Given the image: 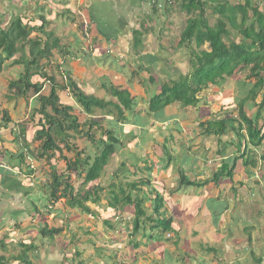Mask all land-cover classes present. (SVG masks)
<instances>
[{
	"label": "crops",
	"instance_id": "crops-1",
	"mask_svg": "<svg viewBox=\"0 0 264 264\" xmlns=\"http://www.w3.org/2000/svg\"><path fill=\"white\" fill-rule=\"evenodd\" d=\"M54 1L34 0L33 3H30L37 13L36 22L39 21L38 16L40 15H44L49 21H52V18L57 15L63 16L70 9L73 13L75 11L80 13V16L90 23L88 25L90 37L88 38L89 41L82 37L80 30L82 23L78 26V21L75 18L72 19L75 25V29L74 27L71 28L73 31L67 33V29H63L64 25L62 24V28L57 29L58 33L56 34L68 44L69 51L66 56H63L61 49L54 50L53 63H63L62 68L69 72L67 74L68 79H74L73 76L77 74L75 77L78 87L85 95L118 104L117 97L110 92L112 86L119 91L127 90L130 94L131 105L128 110H125V120L117 121L114 116L110 119L107 115L105 116L114 124V129L118 131L120 140L123 141L124 137L127 138L128 142L125 148L130 158H135V161L129 162L127 158L124 159L121 156V152L117 151L116 153V159H119L120 162H126L131 168L129 180L131 177L133 180L150 176L152 178L150 188L153 187L152 189L162 193L165 204L162 210L165 212V216L171 219L173 229L169 232L170 236L160 240V242L165 241L162 244L165 247L163 250L166 252L163 258L170 263L176 261L173 256L175 249L172 250V245L182 246L183 251L189 254L186 259L180 255V261H184L181 264L202 258L204 256L199 257V254L203 247H209L215 252L219 251L210 244L216 238H220V242L224 246L234 248L235 244L231 240H223L224 236L227 235L225 232L230 233L231 238H237V235H240L243 230L242 221L245 216L246 218L250 216V213L247 214L246 208L250 206H258L257 208H259L261 202L264 201V194L260 192L261 187H264L262 182L264 181V159L261 158V154L264 152V141L262 146L258 148L251 147L256 152L254 156L253 152L250 153L252 159L256 161V165L249 164L244 167L243 160L239 159L232 179L224 177L218 184L210 181L201 186L194 185L191 187L184 186L185 182L182 180V175H184L192 182L203 183L212 178L224 162H229L234 156L240 155V152L237 151L238 146L235 145L237 142L236 135L233 136L229 133L230 131L222 136L208 134L206 126H201L202 123L210 120L237 116V113L233 111L235 105H228L229 101L225 102L230 89L227 88L220 92L224 100L213 107L207 106L203 101V105L197 108L202 102L201 96L204 94V89L198 94L199 102L197 105L183 107L176 102L162 110L150 113L148 110L150 99L153 95L161 92L158 85L161 86L164 82L173 81L179 75L178 71L174 69V67H179L177 64L179 60H175L174 57L180 54V51L174 57H170L172 49L170 50L169 32L172 30V25L168 22L164 27L161 12L142 0H65L67 5L65 8L61 5L64 0H59L58 4H54ZM165 12L168 13L169 10ZM61 29L64 30L65 37L60 32ZM107 49H111V53H106ZM171 59L176 61L175 64H172ZM149 62L154 64L153 71L146 70V64ZM138 63L140 68H138ZM5 66L0 74L2 81H5ZM47 72L56 76L58 83H66L65 79L67 78L62 75L61 70L53 67V69L47 68ZM151 77L154 82L150 81ZM9 81L10 79L7 81L5 91L1 92L0 99V231L8 230L13 224L14 227L20 229L21 233L17 234L18 237L10 239L12 243L19 244L20 241L30 243L35 239L32 235H35L33 228L40 231L47 225V220L44 218L46 214L43 211H47L49 215L50 209H52V212L59 217V213L66 206V200L61 199L60 202L52 204L48 202V195L44 193L42 185L33 186L32 182L27 184L28 179L31 181L34 176L36 179L38 174L36 172L28 174L29 169L27 167L28 160L36 157H28L24 163H21L19 151L20 147L23 146V141L13 142V135L10 131L13 127L12 123L17 124V129L25 126L26 132L28 131V138L30 136L28 129L33 124L25 120L26 115L31 109L38 108L39 102L37 95L34 94L29 100L12 98L13 94L9 93L8 89ZM35 81L40 82L41 79L35 77ZM48 84L44 83L42 94L48 95L45 93ZM66 91L60 89L58 92L60 100L62 103L72 106L68 98H66L67 102L62 100V96H64L62 94ZM121 108H123L122 105ZM97 109L106 112L104 109ZM3 111H7L11 119L8 126L4 125ZM140 112L147 114L144 118H140ZM208 112L215 116L209 117ZM86 115L87 118L98 120L91 117L94 112L91 115ZM247 115L250 117L248 113ZM22 123L25 124L22 125ZM121 123L126 124L123 127ZM164 145L170 151L171 156L167 167H164L165 162H163L165 153L162 147ZM122 148L119 150H123ZM140 158H144L153 171L148 173L147 169L144 168L145 170H139V174L142 176H138L137 171L134 173L132 167L143 161H140ZM35 160L37 163V159ZM139 165L144 166L143 164ZM155 165L158 168L154 169ZM145 190L148 188L146 187ZM206 190L207 194L204 193ZM249 195H254L253 201H257V203L252 204L250 201H246V197L248 198ZM45 197L47 203L44 204L42 199ZM151 198L154 199L153 194ZM28 202L32 204L33 210H29ZM40 206H44L42 210H39ZM149 210L152 211V207ZM128 211L131 212L130 207ZM130 212L122 213V216L115 218V222L120 224L122 221H130L132 219ZM102 218L106 219L107 216ZM68 220L72 231L75 229L72 222L73 218H68ZM98 220L101 221L102 219L99 217ZM190 220H192L191 224ZM24 222L26 223L22 226ZM115 222H113L114 229L116 227ZM89 227L86 225V228L89 229ZM122 228L119 227L118 229ZM114 229H110V231ZM30 230H33L31 234L28 233ZM222 230H224V234ZM129 233L131 231H126V235ZM8 237L6 234L0 236V240H4L3 244L6 246L4 251L9 250L8 243L11 241L7 240ZM62 237H67V233L65 232ZM69 240L71 242L72 238ZM142 240L146 239L141 238L139 241ZM83 243L81 242L82 246ZM88 243L94 242L89 240ZM166 243H172V245ZM192 247L194 248L192 249ZM81 253H85L83 248L78 249L77 254ZM177 254H179L178 251ZM11 259L15 260L12 256L10 258L5 257V264H13ZM9 260L11 261L9 262ZM17 262L19 264V261ZM100 263L101 261L95 262V264ZM104 264L109 263L105 262Z\"/></svg>",
	"mask_w": 264,
	"mask_h": 264
},
{
	"label": "trees",
	"instance_id": "trees-1",
	"mask_svg": "<svg viewBox=\"0 0 264 264\" xmlns=\"http://www.w3.org/2000/svg\"><path fill=\"white\" fill-rule=\"evenodd\" d=\"M178 1L180 9L188 16L180 35L179 46H188L189 64L192 70L187 75L180 74L177 80L162 83L161 92L153 95L149 101V111L156 112L176 102L183 107L197 105L199 92L211 85H220L222 80L226 81L239 72L245 73L249 80H254L249 84L246 96L237 102V116H226L201 124L203 127L206 126L208 134L222 136L230 130L234 131L237 136L235 145L238 146L236 147L240 155L234 156L229 162H224L212 178L203 183L192 182L182 175L184 186H201L210 181L218 184L224 177L232 179L239 159L243 160L244 167L249 164L255 166L256 161L252 159L250 153L253 152L254 156L256 152L251 147L258 148L264 141V127L259 123L261 112L264 109V92L261 102L259 104L255 102L257 96L264 90V11H261L253 0H245L244 3L237 4H232L230 0ZM22 5L27 7L30 3L22 0ZM207 5H210L214 14L219 16L214 25L207 17L205 8ZM25 7L20 8L21 12L10 13V18L6 17V12L0 14V74L6 62L23 66L21 75L9 81V93L13 94L12 98H27L29 91H33L39 102V107L34 109L32 115V120L36 118L37 123L28 129L30 133L28 138L25 126L17 129V124L12 123L13 127L10 131L13 135L12 141L18 143L23 141V146L19 151L21 163L33 156L45 159L51 168V178L47 185L48 201L54 204L65 199L66 205L79 207L83 212L94 216L97 214L91 209L90 204H99L102 200L100 193L105 192L106 187L100 183L99 179L107 171L113 182L107 187L109 198H105L110 201L107 202L106 208L101 209L102 212H109L106 219L100 217L103 223L109 229H114L112 220L122 216L124 212H130L128 211L130 207L132 219L129 223L132 228L127 225L121 226L123 228L120 231L132 230L133 235L140 234L142 239L145 238L148 241L162 240L163 235H170L169 232L173 230L171 219H168L162 210L164 208L162 193L152 189L153 187L150 188L152 183L150 176L129 180L131 168L124 161L120 162V169L123 170H108L116 160L117 151L122 148L118 131L114 129V125L110 126L104 129L103 136L96 140L93 130L100 126V122L93 119L82 121L74 112L73 106L61 102L58 92L60 89L64 91L69 88L86 114L91 115L95 108H100L106 110L109 119L114 116L117 121L126 119L125 110H128L131 105L130 94L127 90L119 91L112 86L110 92L117 97L119 103L106 102L103 99L85 95L71 79H68V83L60 84L56 76L47 74L44 62L53 63V50L61 48L63 56H66L69 50L60 47L57 39L51 41L50 33L43 32L46 40L42 42L38 35L43 31L41 24L44 25L47 22L46 17L40 15L38 16L39 21L36 22V17L31 18L24 14ZM234 32L238 34V37L241 36L239 41L233 38ZM193 43L197 47L207 44L208 48L196 53L192 48ZM53 67L61 70L64 77L65 74L68 76L69 72L62 68V62L53 63ZM35 77L41 81H35ZM150 81L154 82V79L151 77ZM44 83L50 84L48 95L41 92ZM248 99L252 100L253 106H257L254 118L249 117L245 110L244 105ZM3 113L4 125L8 126L11 119L7 111ZM75 135L91 140L95 144L96 153L86 152L84 156V152L74 149L72 145H74ZM38 142L39 144L36 145ZM162 150L165 153L164 167H167L171 160L170 151L165 145ZM64 151L75 152V157L68 158L64 155ZM57 154L59 158L65 159L64 172L58 171L55 165L52 166V160L57 157ZM261 158L264 159V152ZM141 164L144 166L141 167L139 163L133 165L134 173L137 169L142 170L143 168L147 169L148 173L153 171L146 160H143ZM33 172L35 170L29 169L28 174ZM73 175L82 179L79 188H76L72 182ZM146 187L148 190H145ZM152 194L154 195L153 200ZM151 207L152 211L149 210ZM61 230L60 228H49L46 225L40 233L44 237L54 238L61 233ZM3 241L0 240V247L5 250L6 246ZM31 244L19 242V246L23 248V255H26ZM135 245L138 246L139 242ZM23 260L27 261V264H32L28 259ZM0 264H5L4 256L0 257Z\"/></svg>",
	"mask_w": 264,
	"mask_h": 264
},
{
	"label": "rangeland",
	"instance_id": "rangeland-1",
	"mask_svg": "<svg viewBox=\"0 0 264 264\" xmlns=\"http://www.w3.org/2000/svg\"><path fill=\"white\" fill-rule=\"evenodd\" d=\"M32 3L34 0H30ZM29 0H26V3H31ZM245 0H230L232 4L237 3H244ZM255 5L259 7L261 11H264V0H253ZM60 1L55 0L54 4H58ZM64 8L67 6L66 1H62ZM170 7H167L169 10L168 13H166V9L164 8L159 9L157 11L161 12L162 20L164 27L169 22L172 25V30L169 32L170 36V50L172 49V52L170 54V57H174L179 51L180 54L176 55L174 57L177 61L179 67H174L175 70H177L178 74L183 73L185 75L191 73V66L189 64V55L190 50L188 46H179V38L184 30L183 28L186 25L187 22V14L180 9V2L178 0H175L172 4H169ZM22 6V0H0V14L3 12H6V17L10 18V13L15 14V12H21L20 8H24ZM206 14L207 17L212 25H214L218 19V15L214 14L212 8L210 5H207L206 7ZM59 12V10H58ZM24 14L32 17H37L36 10H34L33 5H27L24 9ZM51 14V13H50ZM163 14V15H162ZM165 15V16H164ZM159 16V15H158ZM50 18V17H49ZM73 18H75L78 22L77 25L79 26L80 23H82V17L80 16V13L75 11V13L71 12L70 9H68V12L65 13L63 16L57 15L56 17L52 18V21H49L47 18V22L44 23V25L41 24L43 27V31L39 33V38L42 40V42H45L46 36L43 32L50 33L51 34V41L58 40L60 47H62L64 50H67L68 44L65 43L61 36H59L57 32V29L62 28L67 29V33L71 30V28L75 25L73 23ZM63 24V25H62ZM66 26V27H65ZM76 28H78L76 26ZM61 29L60 32L63 33L65 37L64 30ZM81 30V29H80ZM234 32V37L237 41L240 40ZM208 46L205 44L204 46L197 47L195 43L192 44V48L196 53H199L203 49H206ZM61 49V48H57ZM56 50V49H55ZM54 51V50H53ZM168 56V55H167ZM169 57V56H168ZM175 60L171 59L172 64H175ZM53 61V60H52ZM44 68L47 71L48 69H53V63L47 64L44 62ZM154 63V62H152ZM10 64V65H9ZM5 81H2L0 79V99H1V92L5 91L7 81L8 79H17L21 73L23 72V66L21 65H11V63L6 62L5 64ZM140 68V64L138 63ZM137 65V66H138ZM133 66H135L133 64ZM52 67V68H51ZM122 70V68H120ZM154 64H146V70L147 71H153ZM143 70V69H142ZM51 72H48L47 74H50ZM77 75V74H76ZM75 75V76H76ZM73 76L74 83L78 86L76 77ZM176 78V77H175ZM178 78V76H177ZM229 78V77H228ZM68 83V79H65ZM222 83L217 85H211L208 88H205L204 94L201 96L200 104L197 106V108H200V106L203 105V101L205 104L209 107H213L215 105L220 104L224 98L220 95V92L225 89H230V93L228 97H226L227 101H229L228 105H231L232 103L235 105L233 106V111L237 113L238 115V108H237V102H239L242 98L246 96V91L249 89V84L253 83L254 80H249L246 77L245 73H237L236 76L230 77L226 81H221ZM50 84H48V88L45 90L46 94H49L50 92ZM159 90L161 89V86L158 85ZM221 88V89H219ZM218 89V90H217ZM66 92H63L62 100L65 101L66 98H68L71 101V104L74 108V112L76 115L82 120H89L91 118L87 119V115L85 111L83 110L82 106L78 103L76 98L73 96L72 92L69 90V88L66 89ZM260 92V91H259ZM264 90L257 96L256 101L258 104L262 100ZM33 96V91H29V94L26 99H31ZM4 98V97H3ZM5 99V98H4ZM67 102V100H66ZM252 100L248 99L245 103V110L246 113L250 115L251 118H254L256 112H257V106L252 105ZM253 106V107H252ZM34 109H31L29 114L26 115L27 121H30V123L34 124L37 123L36 118L35 120H32ZM139 112V111H138ZM104 113V114H103ZM146 112L143 114L140 112V118H144ZM209 117H214L215 115L211 114V112H208ZM216 114V113H214ZM30 115V116H29ZM106 112L99 111L97 108L94 111V115H92V118L98 119L97 121L100 122V126L94 128L93 131H95V139L101 138L103 135L104 129L110 128V126H113L114 124L111 123L109 120L106 119ZM157 120V119H156ZM259 123L263 124L264 127V109L261 112V117L259 119ZM122 126L126 123H121ZM116 126V125H115ZM233 136H235V132L230 130L229 132ZM133 134V133H131ZM134 136V134H133ZM237 137V136H236ZM127 138L124 137L122 141V149L118 150L121 152V156L128 159L129 162L135 161V158H130L128 155V151L125 148L126 143L128 142L126 140ZM72 143V142H71ZM142 143V142H141ZM140 143V146L142 145ZM39 144V142H38ZM73 144L78 152H84V156L87 153H96L95 144L89 140L87 137L81 136V135H75L73 139ZM132 145V144H130ZM136 147V146H135ZM262 150V148H260ZM64 155H66L68 158H74L75 152H68L64 151ZM59 154H57V157L52 160V166H56L58 171H65L66 163L65 159L59 158ZM59 158V159H58ZM37 159V163L35 162ZM30 158L28 160V169H31V165L34 166L37 174L36 179L33 177L30 181L28 177L26 178L27 184H30V182L33 183V186H40L42 185L44 188V193L49 196V189L47 187L48 183L50 182V170L51 168L47 164L46 160L43 158ZM144 160V158H140V161ZM139 162V161H138ZM139 164H141L139 162ZM120 160L116 159L108 170L115 171V170H123L120 169ZM158 168L157 165L154 166V169ZM142 170H145L144 168ZM138 173V176H142L139 174V170H136ZM132 179V177H131ZM152 179V178H151ZM35 180V181H34ZM100 183L106 187L105 192H101L100 196L102 197V200L99 202V204H90V207L92 210H94L97 214L90 215L87 212H83L81 208L69 205L67 204L61 212L59 213L60 216L57 217V215L52 212V209H50V214L48 215L47 211H43L45 215L44 218L47 220V226L49 228H60L61 233L54 238H50L48 236L44 237L39 229L33 228L34 234L33 238L30 243H32L31 248L27 251L26 255H23V248L19 246L17 243H12L10 240L13 237H18V233H21L19 228L14 227L12 224L9 229H4L0 231V236L6 234L8 237L7 240L11 241L8 247V251H4L0 247V257L5 256L6 258H10V256L14 257L15 260H12L11 263L17 264L19 261V264H27L24 262V260L21 261V259H28L32 264H95V262L101 261L100 264L106 263H118V264H181L184 262L183 260L180 261V255L186 259V256L189 257V254L186 251H183L182 246L172 245V243H166L167 245H172L174 250L173 256L176 258V261L169 262L167 259L163 258L166 255L165 250H163L165 247L162 245L165 243V241H156L155 239L153 241L142 240L139 241L142 237L140 234L133 235L132 230L131 233L126 235V232L124 229L120 231L121 229H118L121 226H131L130 221H122L115 222V219L113 222H115L116 227L114 230H111L100 220H98L99 217L107 216L105 212H102V207L106 208L107 202L110 201L107 187L108 185L113 182V180L108 176V172H104L99 179ZM72 182L75 184L76 188H79L82 183V179L77 176H72ZM264 183V181H262ZM39 183V184H36ZM31 186V185H30ZM262 190L260 191L261 194H264V187H261ZM205 194H207V190L204 191ZM254 195H249L248 198L246 197V201H250L252 204L257 203V201H253ZM258 198V197H257ZM105 199V200H104ZM260 199V198H259ZM261 200V199H260ZM43 203H47V199H42ZM49 202V201H48ZM262 204L257 208L258 206H250L249 208H246L247 214L250 213V216L244 218L242 221V232L240 235H237V238H231V234L228 233L226 230L225 233L227 235L224 236L223 240H231L235 245L234 248H230V246H224L220 242V238H216L215 241H213L211 244L212 247H215L219 249V251L215 252L211 249L203 247L201 253L199 254V257L204 256L202 258L187 261L183 264H264V201L261 202ZM29 210H33L32 204L28 202ZM163 205H165L163 203ZM258 205V204H257ZM44 206H40L39 210H42ZM260 209V210H259ZM55 210V208H54ZM259 210V211H258ZM64 211V213H63ZM47 212V213H46ZM109 212H107L108 214ZM68 218H73L72 222L74 224L75 229L71 231L70 221ZM100 218V219H101ZM193 220V219H192ZM190 220V224L192 222ZM27 222V220H26ZM22 223V226L26 223ZM100 222V223H99ZM122 223V224H121ZM103 224V225H102ZM40 225V224H39ZM86 225L90 226L89 229L86 228ZM41 226V225H40ZM22 229V228H21ZM23 230V229H22ZM32 230V231H33ZM32 231H28L29 234L32 233ZM130 231V230H128ZM224 230H222V233ZM65 232L67 233V237L64 236ZM71 235H74L73 237H70ZM164 238L166 235H163ZM23 237V236H22ZM62 237V239H61ZM72 238V241L70 242L69 239ZM138 238V240H137ZM68 240V241H67ZM85 240V241H84ZM89 240H91L94 243H88ZM163 240V238H162ZM8 241V242H9ZM83 243V246L81 244ZM139 242V245L136 246L135 243ZM157 242V243H156ZM160 242V243H158ZM188 243V242H187ZM155 244V245H154ZM189 244V243H188ZM208 246V245H207ZM195 247V246H194ZM192 247V249L194 248ZM84 249L85 253L77 254L78 249ZM65 252L64 254L62 252ZM177 251L179 254H177ZM205 251V252H204ZM204 252V253H203ZM20 258V259H19ZM19 259V260H18ZM9 260V262L11 261Z\"/></svg>",
	"mask_w": 264,
	"mask_h": 264
},
{
	"label": "built area",
	"instance_id": "built-area-1",
	"mask_svg": "<svg viewBox=\"0 0 264 264\" xmlns=\"http://www.w3.org/2000/svg\"><path fill=\"white\" fill-rule=\"evenodd\" d=\"M142 1L149 4L150 7L157 8V9H162V8L168 6L169 4H172L174 2V0H142ZM83 31H84L85 37L89 38L90 36H89V32H88L87 21H85V23L83 25ZM107 50L110 51L109 49H107Z\"/></svg>",
	"mask_w": 264,
	"mask_h": 264
},
{
	"label": "clouds",
	"instance_id": "clouds-1",
	"mask_svg": "<svg viewBox=\"0 0 264 264\" xmlns=\"http://www.w3.org/2000/svg\"><path fill=\"white\" fill-rule=\"evenodd\" d=\"M175 1V0H174ZM167 7H170V5H168V6H166V7H164V9H166ZM154 9H156V10H159V9H157V8H154ZM83 19V18H82ZM85 21H87V20H85V19H83L82 20V25H81V23H80V25H81V33H82V37L86 40V41H89V39L87 38V37H85V35H84V31H83V25H84V23H85ZM87 23H88V25H90V23L87 21ZM88 32H89V28H88ZM182 47V46H181ZM110 51H108V50H106V53H111V49H109ZM180 74H183V73H180ZM179 74V75H180ZM179 75H178V77H179ZM65 78H67V76H65ZM68 79V78H67ZM178 79V78H177ZM177 79H174V80H177ZM153 97V96H152ZM148 110H149V108H148ZM150 112V111H149ZM151 113V112H150ZM153 113V112H152ZM89 118V117H88ZM1 164V163H0ZM31 167V169H35L34 168V166L33 165H31L30 166ZM166 236H170L169 234H167Z\"/></svg>",
	"mask_w": 264,
	"mask_h": 264
}]
</instances>
